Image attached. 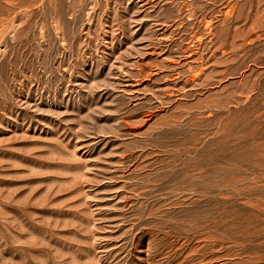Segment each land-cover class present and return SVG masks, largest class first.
<instances>
[{
    "label": "rangeland",
    "instance_id": "rangeland-1",
    "mask_svg": "<svg viewBox=\"0 0 264 264\" xmlns=\"http://www.w3.org/2000/svg\"><path fill=\"white\" fill-rule=\"evenodd\" d=\"M0 264H264V0H0Z\"/></svg>",
    "mask_w": 264,
    "mask_h": 264
},
{
    "label": "bare ground",
    "instance_id": "bare-ground-1",
    "mask_svg": "<svg viewBox=\"0 0 264 264\" xmlns=\"http://www.w3.org/2000/svg\"><path fill=\"white\" fill-rule=\"evenodd\" d=\"M215 243V242H214ZM201 255H203V254H201Z\"/></svg>",
    "mask_w": 264,
    "mask_h": 264
}]
</instances>
